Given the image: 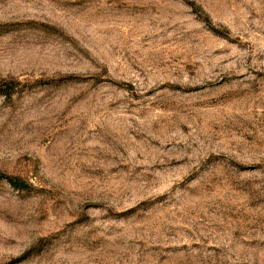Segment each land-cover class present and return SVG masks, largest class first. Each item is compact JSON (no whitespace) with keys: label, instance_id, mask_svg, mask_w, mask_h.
I'll use <instances>...</instances> for the list:
<instances>
[{"label":"rangeland","instance_id":"rangeland-1","mask_svg":"<svg viewBox=\"0 0 264 264\" xmlns=\"http://www.w3.org/2000/svg\"><path fill=\"white\" fill-rule=\"evenodd\" d=\"M0 264H264V0H0Z\"/></svg>","mask_w":264,"mask_h":264},{"label":"trees","instance_id":"trees-1","mask_svg":"<svg viewBox=\"0 0 264 264\" xmlns=\"http://www.w3.org/2000/svg\"><path fill=\"white\" fill-rule=\"evenodd\" d=\"M15 82L10 80H0V94L5 98H10L14 91ZM0 178H5L9 184L15 188H22L24 184L18 178L9 177L0 172Z\"/></svg>","mask_w":264,"mask_h":264}]
</instances>
